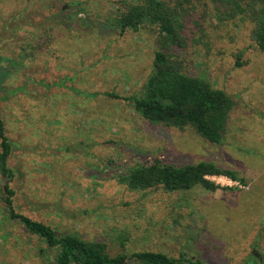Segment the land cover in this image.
Here are the masks:
<instances>
[{"label": "rangeland", "instance_id": "obj_1", "mask_svg": "<svg viewBox=\"0 0 264 264\" xmlns=\"http://www.w3.org/2000/svg\"><path fill=\"white\" fill-rule=\"evenodd\" d=\"M120 1L0 0V117L12 143L15 210L102 241L110 255L147 250L264 264V52L252 23L209 0L185 4L186 45L171 52L188 75L234 101L213 143L190 127L151 124L128 101L104 94H140L158 49L153 27L119 34L103 24ZM154 158L209 161L244 182L210 176L216 190L168 191L119 181L127 167ZM4 181L0 175V264L53 261L52 248L6 217Z\"/></svg>", "mask_w": 264, "mask_h": 264}, {"label": "trees", "instance_id": "obj_2", "mask_svg": "<svg viewBox=\"0 0 264 264\" xmlns=\"http://www.w3.org/2000/svg\"><path fill=\"white\" fill-rule=\"evenodd\" d=\"M192 0H121L113 15L103 24L123 34L143 27L157 30L158 49L154 52L152 69L140 94L120 96L114 92L105 95L128 101L147 122L154 125L190 127L202 138L220 143L228 124L233 98L224 90L213 87L203 78L188 75L183 61L173 49L186 45L182 34L186 5ZM228 18L240 16L252 23L251 37L264 52V0H209ZM48 87L49 84L46 83ZM25 90L24 85L18 87ZM8 94L15 89L6 88ZM12 143L0 117V175L5 179L1 201L9 220H16L31 234L54 250L53 261L47 264H206L201 258L172 257L160 251H134L130 254L110 255L107 246L99 240H86L78 235L59 233L49 224L30 218L15 210L14 190L8 181L13 169L8 165ZM116 166L114 160L108 161ZM122 171V170H121ZM224 175L244 182L236 171L221 168L209 161L172 164L160 158L136 162L118 175L119 181L132 190L161 186L168 191L188 190L197 185L206 190L219 186L209 176ZM242 264H249L244 262Z\"/></svg>", "mask_w": 264, "mask_h": 264}, {"label": "built area", "instance_id": "obj_3", "mask_svg": "<svg viewBox=\"0 0 264 264\" xmlns=\"http://www.w3.org/2000/svg\"><path fill=\"white\" fill-rule=\"evenodd\" d=\"M214 176H220V175H214ZM210 177V176H209ZM211 180H213L214 182H215V180L214 179H211Z\"/></svg>", "mask_w": 264, "mask_h": 264}]
</instances>
